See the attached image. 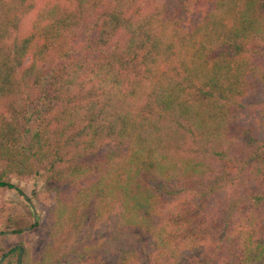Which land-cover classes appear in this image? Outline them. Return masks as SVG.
<instances>
[{
  "label": "trees",
  "instance_id": "16d2710c",
  "mask_svg": "<svg viewBox=\"0 0 264 264\" xmlns=\"http://www.w3.org/2000/svg\"><path fill=\"white\" fill-rule=\"evenodd\" d=\"M3 5L0 187L51 202L0 264H264V0Z\"/></svg>",
  "mask_w": 264,
  "mask_h": 264
},
{
  "label": "rangeland",
  "instance_id": "374dc122",
  "mask_svg": "<svg viewBox=\"0 0 264 264\" xmlns=\"http://www.w3.org/2000/svg\"><path fill=\"white\" fill-rule=\"evenodd\" d=\"M3 3L15 7L16 0H4ZM3 3L0 4V7H4ZM23 24L26 23L23 21ZM2 165L3 162L0 161V169ZM8 180L20 192L14 188L0 187V256L3 250L8 247L21 245L26 249L28 258H37L39 251L48 240L46 236L47 215L51 199L46 191V184L42 177L20 179L10 176ZM161 188L164 196H175L182 191V186L178 184L173 187ZM30 205L35 211L34 223H37L35 227L31 226L34 223ZM16 229H20V231L15 232Z\"/></svg>",
  "mask_w": 264,
  "mask_h": 264
},
{
  "label": "water",
  "instance_id": "95a60500",
  "mask_svg": "<svg viewBox=\"0 0 264 264\" xmlns=\"http://www.w3.org/2000/svg\"><path fill=\"white\" fill-rule=\"evenodd\" d=\"M30 204V203H29ZM31 206V205H30ZM31 208H32V206H31ZM31 214H32V220H33V223L35 222V211H34V209L32 208V212H31ZM2 258V256H0V259Z\"/></svg>",
  "mask_w": 264,
  "mask_h": 264
}]
</instances>
